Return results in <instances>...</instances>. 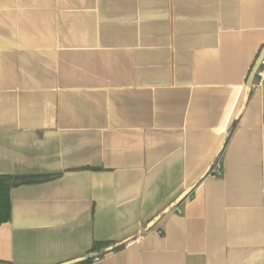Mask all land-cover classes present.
<instances>
[{
    "label": "crops",
    "instance_id": "0c3cea01",
    "mask_svg": "<svg viewBox=\"0 0 264 264\" xmlns=\"http://www.w3.org/2000/svg\"><path fill=\"white\" fill-rule=\"evenodd\" d=\"M263 46L264 0H0V176L53 177L0 261L264 264Z\"/></svg>",
    "mask_w": 264,
    "mask_h": 264
},
{
    "label": "trees",
    "instance_id": "16d2710c",
    "mask_svg": "<svg viewBox=\"0 0 264 264\" xmlns=\"http://www.w3.org/2000/svg\"><path fill=\"white\" fill-rule=\"evenodd\" d=\"M263 48L264 46L261 48V50ZM261 50L259 51L258 56L260 55ZM258 79L259 78L257 77L256 81ZM235 125H236V122L233 123L231 129L229 130L227 141L230 138ZM91 170H98V169H91ZM210 172L211 170L209 171V173ZM52 178L51 176H6V175L0 176V225H3L4 223H8L11 220L10 192L13 188L26 185V184H35V183L47 181ZM158 217H162V214H159L157 218ZM151 222L149 224H151ZM124 248H125L124 243L116 244L112 242L96 241L94 242L92 248L86 253V255L83 258L61 263V264H92L94 261H97L105 257V255L111 252L121 251ZM0 264H12V263L0 261Z\"/></svg>",
    "mask_w": 264,
    "mask_h": 264
},
{
    "label": "water",
    "instance_id": "95a60500",
    "mask_svg": "<svg viewBox=\"0 0 264 264\" xmlns=\"http://www.w3.org/2000/svg\"><path fill=\"white\" fill-rule=\"evenodd\" d=\"M263 61H264V48L261 50L260 52V55L258 56L256 62L254 63V66L248 76V79H247V86H246V89H245V94H244V98H243V102H242V107H241V110L238 114V117L241 115V113L243 112L246 104H247V101L249 99V96H250V93H251V90H252V87H253V84H254V81L256 79V76L259 72V70L261 69V66L263 64ZM192 188L185 191L169 208H167L163 214H167L169 213V211L176 207L177 205H179L191 192ZM158 218L155 219V221H157ZM154 224V222H152L151 224H149L148 227H151L152 225Z\"/></svg>",
    "mask_w": 264,
    "mask_h": 264
},
{
    "label": "built area",
    "instance_id": "2783aa9c",
    "mask_svg": "<svg viewBox=\"0 0 264 264\" xmlns=\"http://www.w3.org/2000/svg\"><path fill=\"white\" fill-rule=\"evenodd\" d=\"M263 74H264V61H263V64H262V66H261V69L259 70V72H258V74H257V76H256V79H257V77L258 78H261L262 76H263ZM255 79V80H256ZM214 175L215 176H218V177H220V176H222V171L220 170V168H216L215 170H214ZM134 242H130V244L129 245H131V244H133Z\"/></svg>",
    "mask_w": 264,
    "mask_h": 264
}]
</instances>
